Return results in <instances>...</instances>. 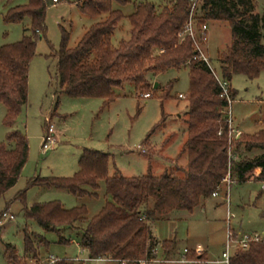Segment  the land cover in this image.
I'll return each instance as SVG.
<instances>
[{"label": "trees", "instance_id": "16d2710c", "mask_svg": "<svg viewBox=\"0 0 264 264\" xmlns=\"http://www.w3.org/2000/svg\"><path fill=\"white\" fill-rule=\"evenodd\" d=\"M163 2V9L158 12L155 3L143 0H79L81 12L99 20L85 29L74 47H69V32L63 29L56 81L60 91L71 97H99L108 104L117 98L115 89L127 82L135 84L141 91L139 96L145 93L152 96V80L158 74L189 66L187 139L179 153V157L187 156V165L178 169L183 176L165 171L159 176L148 173L126 177L116 167L109 176L111 154L86 148L74 175L37 176L30 180V186L66 190L77 197L97 196L100 181H104L105 203L90 219L86 205L67 209L58 200L37 202L25 208L28 219L35 220L43 232H58L61 243L71 242L61 231H77L79 245L91 259L148 264L156 258L158 244L148 225L150 221L169 217L174 211L193 213L219 190L228 175L236 174L239 182L250 179L264 182V130L241 135L239 139L231 136L229 103L221 97L218 78L210 62L195 58L199 51L192 37L181 36L192 18L201 40L202 26L211 21L230 26L231 43L218 54V62L220 76L229 83L233 101L235 92L230 81L234 75L254 79L264 71V15L256 12L253 0H202L198 7L201 13L194 15L192 0ZM50 3L54 4L53 0H30L27 5L10 8L5 15L8 23L30 19L21 41L0 48V101L7 108L8 126L19 119L28 105L30 64L36 56L38 39L46 37ZM115 3L119 6L133 3L134 11L126 16L121 9L114 8ZM124 18L131 27L130 38L114 45L112 38ZM173 84L171 81L169 89H163L164 98L170 97ZM58 104L56 97L55 108ZM7 141L8 144L0 143V199L16 185L29 156L25 134L10 131ZM242 146L245 151L262 152L253 158H241ZM26 195L27 191L22 190L16 198L24 203ZM41 243L49 245L44 235L28 226L24 228V258L39 261ZM173 246V240L162 242L166 254ZM6 256L19 264L15 245L6 243ZM52 264L79 263L63 258ZM230 264H264V240L238 250Z\"/></svg>", "mask_w": 264, "mask_h": 264}, {"label": "rangeland", "instance_id": "374dc122", "mask_svg": "<svg viewBox=\"0 0 264 264\" xmlns=\"http://www.w3.org/2000/svg\"><path fill=\"white\" fill-rule=\"evenodd\" d=\"M29 1L0 0V48L22 40L24 30L30 26V19L8 23L5 15L10 8L27 5ZM143 1L155 3L158 12L164 6L163 0ZM78 2L60 0L48 6L46 37L38 39L36 56L30 64L28 105L11 126L5 124L7 108L0 101V143L8 144V133L13 130L25 134L29 141V156L20 178L0 199V236L3 239L0 242V264H18L7 258L6 243L16 246L19 264H50V256L70 259L79 264H119L113 259L89 258L87 251L79 245L77 231H61V235L71 239L69 243H61L58 232H43L35 220L25 216L26 206L53 200L60 201L67 209L86 205L88 219L100 211L105 203L104 181H100L97 196L83 197L66 190H48L29 184L37 176L74 175L84 149L111 154L109 176L114 174L115 167L126 177L148 173L159 176L165 171L183 176L178 169L187 165L186 160L179 157V152L188 111L189 66L158 74L152 80L153 89L150 92L153 95L149 98L139 96L141 91L131 82L115 89L117 98L108 104L99 97H71L60 91L56 71L63 29L69 32V47H74L85 29L99 20L83 14ZM253 2L256 12L264 15V0ZM201 3L202 0L198 3L199 9ZM113 6L121 9L126 16L134 11L133 3L126 6L115 3ZM198 7L194 14L201 13ZM207 26L206 39H200V47L213 71L221 78L218 54L231 43V28L219 21H211ZM130 29L128 19L124 18L114 33L112 43L117 45L121 39H129ZM171 81L174 84L170 97L166 99L163 89H169ZM156 83H159L157 89L154 88ZM230 85L235 92L234 100L227 109L228 117L232 119L231 136L239 139L241 135L264 130V71L254 79L242 74L234 75ZM180 93L185 97H178ZM56 97L59 102L57 108ZM46 117L54 124L56 142L51 145L52 148L44 151L42 144L50 124ZM172 133L177 134L175 141L164 147L166 139L172 140ZM234 149L235 144L232 153ZM261 152L245 151L243 146L240 150L241 158H253ZM234 157L237 161L238 154ZM228 176L218 195H211L205 206H199L193 213L174 211L169 217L148 223L159 240H173L175 249L180 250V255H167L161 244L156 247V258L148 264H178L177 261H181L183 256L188 261L184 264H224L223 252L227 250L229 237L233 255L241 249L239 242L242 237L258 234L264 239V182L253 179L239 182L236 174ZM22 190L27 191L24 203L16 198ZM4 212L8 217H3ZM10 215L14 218H10ZM27 226L49 241L48 246L39 245V261L24 258V228ZM141 264L147 263L143 261Z\"/></svg>", "mask_w": 264, "mask_h": 264}, {"label": "built area", "instance_id": "2783aa9c", "mask_svg": "<svg viewBox=\"0 0 264 264\" xmlns=\"http://www.w3.org/2000/svg\"><path fill=\"white\" fill-rule=\"evenodd\" d=\"M59 1L60 0H53L54 3H58ZM200 1L201 0H192V2H193V5H192V14L193 15H194V11L198 7V3ZM207 29H208V26L207 25H203L202 26V29L200 30V35L202 37V40L203 39H206V31H207ZM181 36H182L183 39L186 36L192 37V39L194 40L195 46H196L197 50L199 51V55L195 56V58H199V59H202V60H204L206 62H209L208 58L202 53V50H201V47H200V41L201 40H200V37L198 36L197 30H196V22H195V19L192 18L188 22V24L185 26V30L181 34ZM215 75L218 78L219 84H220L221 89H222L221 97L226 98L228 100V103H229V106H230L231 103H232V100H231V98L229 96V83L226 80L218 77L216 73H215ZM143 96L145 98H149L151 95L149 93H145V94H143ZM179 97L184 98L185 96L182 95V94H180ZM229 115H230V112H229ZM45 120L47 122H50V118L49 117H46ZM229 121L231 123L232 122V119L229 118ZM55 142H56V138H55V127H54V124H52L50 122L49 126L47 127L45 136H44V140H43V144H42V149L44 151H47L48 149L52 148L51 145H53ZM226 179H225V181H226ZM212 195L213 196H217L218 195V191L214 192ZM3 217H8V214L6 212H4L3 213ZM9 217L12 218V219L14 218L12 215H10ZM263 240H264L263 237H261L258 234H255L253 236H244L240 240L239 245H240L241 249H247L252 242H260V241H263ZM229 241L231 242L230 237H229ZM230 242H229V244L227 246V250L223 252L224 264H230V259L233 256V254H231V252H230V248H231ZM185 252H187V250H185ZM50 258H51L50 264L54 263L57 260L53 256H50ZM182 261L183 262H186L187 261L186 258H185V256H183ZM122 264H126V263L123 262Z\"/></svg>", "mask_w": 264, "mask_h": 264}, {"label": "crops", "instance_id": "0c3cea01", "mask_svg": "<svg viewBox=\"0 0 264 264\" xmlns=\"http://www.w3.org/2000/svg\"><path fill=\"white\" fill-rule=\"evenodd\" d=\"M180 94H182V93H180ZM179 94V95H180ZM179 95H178V97H179ZM182 95H185V94H182ZM180 98H182V97H180ZM185 118H186V115H185ZM186 124V123H185ZM240 126V125H239ZM243 128V127H242ZM245 131V130H244ZM259 132V131H258ZM257 133V132H256ZM176 133H172L171 135H170V139H172V140H165V142H164V144H163V146L165 147H167V145H170V144H172L174 141H175V138H176ZM183 135H184V140H183V142H182V146H181V148H180V152L182 151V149H183V145H184V143H185V141H186V139H187V132H186V126H185V128L183 129ZM179 152V153H180ZM168 157V156H167ZM180 158H182V159H184V160H186V162H187V156L185 155V154H183ZM120 171V170H119ZM121 172V171H120ZM115 173V172H114ZM122 174V173H121ZM59 190H61V189H59ZM208 200V198L204 201V203H203V205L202 206H205L206 205V201ZM216 205H218V204H216ZM152 235H153V237L157 240V242H158V244H157V248H158V246L159 245H161L162 244V242L164 241V240H159L153 233H152ZM178 252V253H177ZM169 254H179L180 255V250H177V248L175 249V244H174V246L172 247V249H171V252L170 253H168L167 255H169ZM178 262V264L179 263H181V264H184V263H186V262H188V261H186V262H183L182 260L181 261H177Z\"/></svg>", "mask_w": 264, "mask_h": 264}, {"label": "water", "instance_id": "95a60500", "mask_svg": "<svg viewBox=\"0 0 264 264\" xmlns=\"http://www.w3.org/2000/svg\"><path fill=\"white\" fill-rule=\"evenodd\" d=\"M158 87H159V83H156V84L154 85V88L157 89Z\"/></svg>", "mask_w": 264, "mask_h": 264}]
</instances>
